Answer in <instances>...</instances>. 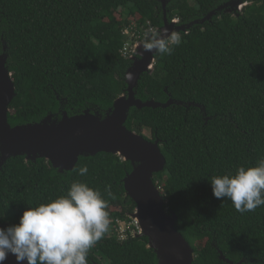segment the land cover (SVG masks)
Returning <instances> with one entry per match:
<instances>
[{"label": "trees", "instance_id": "obj_1", "mask_svg": "<svg viewBox=\"0 0 264 264\" xmlns=\"http://www.w3.org/2000/svg\"><path fill=\"white\" fill-rule=\"evenodd\" d=\"M229 1L168 0L167 17L178 25L216 13L180 31V46L172 55H155L153 71L139 80L138 98L166 102L171 95L204 109L133 106L126 121L130 130L160 140L166 164L154 180L194 249V264H229L218 249L235 263L264 264V206L241 214L231 200L214 197L210 183L264 158V0H244L242 11L217 10ZM149 23L158 30L164 24L159 0H0V54L6 41L17 93L10 123L40 121L60 109L105 115L127 91L132 60L121 52L124 31L140 40ZM84 166L88 173L80 176ZM131 168L108 152L83 156L63 172L46 158L11 157L0 166V227L18 224L30 206L83 181L102 192L110 214L109 231L89 251V264H157L148 237L128 231L121 240L114 228L136 210L123 182Z\"/></svg>", "mask_w": 264, "mask_h": 264}, {"label": "water", "instance_id": "obj_2", "mask_svg": "<svg viewBox=\"0 0 264 264\" xmlns=\"http://www.w3.org/2000/svg\"><path fill=\"white\" fill-rule=\"evenodd\" d=\"M159 1L164 9V24L160 30H168L169 34L171 31H187L216 13L213 10L203 19L178 25L176 20L169 21L167 17L168 0ZM246 4L244 0H231L217 10L226 8L227 12L242 11ZM154 52L145 51L138 40L131 57L132 64L126 71L133 73L134 79H126V93L114 100L105 115L89 109L69 115L60 109V115L50 113L40 121L12 125L9 121L10 104L17 93L13 73L7 65L8 46L3 41V52L0 54V166L15 156H24L27 161L46 158L53 167L63 172L73 170L83 156H94L99 152L118 154L121 159L130 161L132 166L123 182L126 193L136 203V210L131 215L141 225V232L136 235L148 237L149 246L157 255V264H194V249L177 229L178 217L168 212L163 190L154 180V174L162 171L166 164L160 140L148 139L126 126L133 106L156 108L176 103L204 109L199 103L175 100L171 95L166 102L143 100L136 96L142 74L153 71L156 61ZM209 118L206 117V120ZM218 251L220 259L229 264H242V261L235 263L228 259L222 250ZM4 264H17L15 256L9 254Z\"/></svg>", "mask_w": 264, "mask_h": 264}, {"label": "clouds", "instance_id": "obj_3", "mask_svg": "<svg viewBox=\"0 0 264 264\" xmlns=\"http://www.w3.org/2000/svg\"><path fill=\"white\" fill-rule=\"evenodd\" d=\"M140 41L145 51L155 50L154 55L163 57L174 53L182 37L149 23L140 33ZM125 78L131 81L134 74L127 72ZM87 173V166L78 170L80 176ZM210 183L214 197L231 200L241 214L255 211L264 206V158L255 166L214 175ZM108 208L99 189L83 181L73 182L66 195L30 206L18 224L0 227V264L9 254L17 264H89V251L109 231Z\"/></svg>", "mask_w": 264, "mask_h": 264}, {"label": "built area", "instance_id": "obj_4", "mask_svg": "<svg viewBox=\"0 0 264 264\" xmlns=\"http://www.w3.org/2000/svg\"><path fill=\"white\" fill-rule=\"evenodd\" d=\"M124 34L128 35V39L125 42L123 48L121 49V52L125 56H128V55H131L132 52L134 54L135 44L138 42V37L136 33L131 31V29L129 28L125 29ZM133 41H135V44H133ZM114 228H115V231L119 233V237L121 240L127 238L128 231H130L134 235L141 232V225H140L139 220H137L136 218H132V217L130 221L116 220V224L114 223Z\"/></svg>", "mask_w": 264, "mask_h": 264}, {"label": "rangeland", "instance_id": "obj_5", "mask_svg": "<svg viewBox=\"0 0 264 264\" xmlns=\"http://www.w3.org/2000/svg\"><path fill=\"white\" fill-rule=\"evenodd\" d=\"M133 44H135V41H133ZM144 133L148 136V137H152V133H151V130H145Z\"/></svg>", "mask_w": 264, "mask_h": 264}, {"label": "flooded vegetation", "instance_id": "obj_6", "mask_svg": "<svg viewBox=\"0 0 264 264\" xmlns=\"http://www.w3.org/2000/svg\"><path fill=\"white\" fill-rule=\"evenodd\" d=\"M131 55L133 56V52L131 53ZM131 55H130V58H131Z\"/></svg>", "mask_w": 264, "mask_h": 264}]
</instances>
